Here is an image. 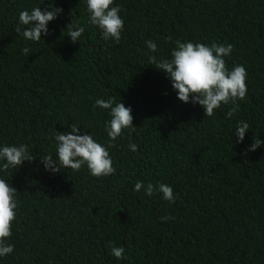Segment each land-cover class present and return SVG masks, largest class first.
Returning a JSON list of instances; mask_svg holds the SVG:
<instances>
[{"label": "trees", "instance_id": "obj_1", "mask_svg": "<svg viewBox=\"0 0 264 264\" xmlns=\"http://www.w3.org/2000/svg\"><path fill=\"white\" fill-rule=\"evenodd\" d=\"M49 5L63 11L39 42L15 31L27 27L21 11ZM112 6L124 21L119 43L89 23L86 0H0V147L24 144L35 158L0 171L18 201L7 240L14 252L0 264H264V0ZM72 20L85 29L76 43L67 35ZM177 40L233 45L226 67H245L248 92L232 117L231 103L208 117L181 102L166 73L149 64L153 55L170 60ZM113 97L132 109L135 126L108 148L116 172L46 170L41 158L58 160L55 136L71 124L107 147L110 109L95 102ZM240 121L250 127L237 143ZM254 138L261 146L247 151ZM138 181L170 185L175 203L134 191ZM109 241L125 248L122 259Z\"/></svg>", "mask_w": 264, "mask_h": 264}, {"label": "clouds", "instance_id": "obj_2", "mask_svg": "<svg viewBox=\"0 0 264 264\" xmlns=\"http://www.w3.org/2000/svg\"><path fill=\"white\" fill-rule=\"evenodd\" d=\"M114 0H86L89 13V23L97 26L105 40L114 39L119 43L121 32L124 28V21L119 15V6H112ZM49 8L51 10H49ZM63 9L48 7L41 10L35 7L31 12L24 10L19 13V22L27 26L23 31L18 26L15 31L18 34L33 42L42 39V33L48 35V23L55 20ZM67 35L73 43L78 42L85 29L73 20L67 25ZM171 40V37L168 38ZM150 52L157 51V44L152 40L146 42ZM30 48L22 49L24 55L30 53ZM233 51L231 44H217L213 42L210 46L203 43L181 42L177 40L171 52V59H161L157 62L156 56H150L149 61L158 70L166 73L177 98L187 104H199L204 109L205 116L214 115V110L219 109L222 104L231 107L226 113L232 117L239 108L237 100H244L248 88L246 84L247 71L243 65H235L231 70L226 67L225 57ZM97 107L110 109L111 120L106 124V132L109 137L107 147L93 139L91 134H79L80 130L76 124H71L69 132L59 133L55 136L57 142V159L52 155H45L41 158L44 168L52 173H58L64 168L79 171L82 166L87 165L94 177L113 175L116 169L112 165L108 148L115 147L113 143L121 136L125 129L135 130L133 125L132 109L126 107L122 102H116L115 98L107 100L97 99ZM249 124L240 121L233 133L238 139L237 143L243 142L245 133L249 130ZM262 144L260 139L254 138L253 144L247 151H255ZM131 151H137V145L129 144ZM35 158L30 155L28 146L5 145L0 147V171H7L10 167L18 169L25 161H33ZM145 189V194L152 196L154 193H161L162 198L170 203H175L173 188L170 185L160 183L153 185L148 183L145 187L143 182L135 184L134 191L139 192ZM17 190L5 179L0 178V257L10 255L14 252V245L7 243L12 236V223L16 219ZM174 219L172 217H161L162 221ZM111 254L118 260L123 258L125 248L116 247L109 241Z\"/></svg>", "mask_w": 264, "mask_h": 264}]
</instances>
